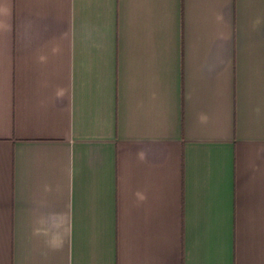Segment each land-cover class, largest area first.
Instances as JSON below:
<instances>
[{"label": "crops", "instance_id": "0c3cea01", "mask_svg": "<svg viewBox=\"0 0 264 264\" xmlns=\"http://www.w3.org/2000/svg\"><path fill=\"white\" fill-rule=\"evenodd\" d=\"M0 264H264V0H0Z\"/></svg>", "mask_w": 264, "mask_h": 264}]
</instances>
